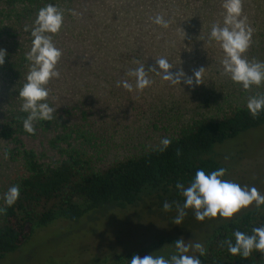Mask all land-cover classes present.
Here are the masks:
<instances>
[{"label": "trees", "instance_id": "obj_1", "mask_svg": "<svg viewBox=\"0 0 264 264\" xmlns=\"http://www.w3.org/2000/svg\"><path fill=\"white\" fill-rule=\"evenodd\" d=\"M242 2L247 22L257 27L256 56L250 50L244 55L264 61V0ZM48 3L65 12L61 31L53 36L62 51L60 77L47 85V102L57 107V119L37 122L35 133L28 134L17 90L29 71L25 56L32 46L30 30L38 10ZM223 13L222 0H0V49L6 51L0 65V148L24 169L17 181L19 199L0 214V261L36 229L57 219L76 221L92 209L110 204L126 208L149 196L170 199L171 205L184 200L177 183L187 187L198 169L209 173L221 168L215 144L264 125V112L252 117L247 100L229 103L212 116L180 125L167 136L172 143L165 151L157 150L159 143L109 163L102 162L101 150L86 128L85 108L103 103L99 92L106 88L104 82L110 84L138 63L148 65L160 53L201 39L214 23L222 25ZM156 15L163 16L168 27L153 23ZM248 91V98L264 93V85ZM35 141L53 148L57 156L49 157V150H40ZM262 225L264 205L219 221L206 233L202 264H264V253L253 250L247 258L232 256L222 244L234 241L236 230L251 234ZM176 239H159L122 254L95 255V264H129L134 254L143 257L168 244L175 248Z\"/></svg>", "mask_w": 264, "mask_h": 264}, {"label": "rangeland", "instance_id": "obj_2", "mask_svg": "<svg viewBox=\"0 0 264 264\" xmlns=\"http://www.w3.org/2000/svg\"><path fill=\"white\" fill-rule=\"evenodd\" d=\"M247 24L256 31L257 27ZM207 37L204 32L201 39L160 53L145 65L146 69L155 66L156 59L166 57L174 66L170 72L183 70L187 76L203 67L199 85L173 84L163 79L162 74L149 71L152 83L142 91L117 86V82L124 80L135 85V78L127 74L131 69L120 72L110 84L104 82L106 88L99 92L103 103L85 108L89 110L86 128L92 142L101 150L102 162L138 154L159 144L162 138L171 136L191 119L212 116L218 108H226L229 103L241 104L248 99L246 92L256 86L244 90L224 74L220 63L224 53L217 42ZM254 42L253 33L248 51L256 56L254 44L257 43ZM140 65L138 63L137 67ZM33 144L39 149H48L49 157L57 156L53 148L44 147L40 141ZM214 153L221 168L226 169L224 179L255 187L264 194V125L215 144ZM23 174V166L10 160L0 148V198ZM169 201L149 196L126 208L110 204L92 209L76 221L54 220L36 229L29 240L7 254L0 264H95L98 263L95 255L122 254L172 236L183 237L186 243L204 245L207 231L219 221L228 219L217 216L199 221L194 212L187 209L182 223L175 224L177 206L184 200L175 202L165 211L163 204ZM254 205L242 208L234 216ZM174 249L168 244L154 248L147 255L168 258L174 254Z\"/></svg>", "mask_w": 264, "mask_h": 264}, {"label": "clouds", "instance_id": "obj_3", "mask_svg": "<svg viewBox=\"0 0 264 264\" xmlns=\"http://www.w3.org/2000/svg\"><path fill=\"white\" fill-rule=\"evenodd\" d=\"M222 8L224 9L222 25L214 23L207 39L217 42L224 53L220 61L224 74L244 90L264 85V61L249 60L244 55L252 44L253 31L247 24V17L243 15L242 0H222ZM64 16V10L54 3H48L38 10L30 30L33 38L32 46L25 56L29 63V71L22 87L17 90V96L22 100L20 112L26 114L21 117L22 126L28 134L35 133L37 122H51L57 119V107H52L47 102L50 92L47 85L50 80L60 77L57 64L62 51L54 43L53 36L61 31ZM152 22L165 28L168 27V21L161 15L153 17ZM5 56L6 51L0 49V65H3ZM173 67L166 57H160L155 60V66H149L146 69L145 65L141 64L127 73L135 78L134 86L127 80L117 82V86H122L129 91H132L133 87L142 91L152 83L148 78L149 71L162 74L163 79L173 84L181 85L183 82L184 85L194 87L202 83L200 77L203 67L194 70L191 76H187L183 70L170 72L169 69ZM245 107L252 117H258L264 112V93L250 96ZM171 143L170 138L164 137L160 140L157 150L163 152ZM225 173V168L209 173H206L204 169H198L189 186L185 187L183 183H177L175 187L183 195L184 202L177 206L178 215L174 223H182L187 215V209L194 212L197 220L203 221L206 218L217 216L230 219L242 208H247L253 203L256 207L264 205V194L257 188L241 186L234 181L224 179ZM20 191V186L13 184L4 192L0 214L16 203ZM171 207L172 205L168 202L163 204L165 211L170 210ZM232 235L234 241L230 238L222 242L227 245L230 255L247 258L253 250L264 253V225L253 228L251 234L236 230ZM174 246L176 252L168 258L163 255L148 254L141 257L134 254L129 264H202L200 257L206 254L202 243H186L184 238L180 237L174 241ZM190 252L198 253V255L189 254Z\"/></svg>", "mask_w": 264, "mask_h": 264}]
</instances>
